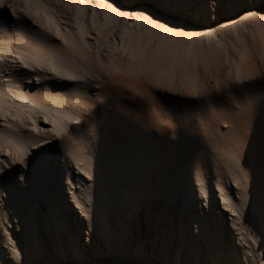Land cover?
Returning <instances> with one entry per match:
<instances>
[{
	"label": "rangeland",
	"instance_id": "obj_1",
	"mask_svg": "<svg viewBox=\"0 0 264 264\" xmlns=\"http://www.w3.org/2000/svg\"><path fill=\"white\" fill-rule=\"evenodd\" d=\"M90 1L92 17L90 8L97 3ZM102 1L97 7L106 15L99 10L97 14L106 23L99 26L100 42H94L98 50L93 45L88 58L71 55L77 77L66 72L60 60L54 63L57 73L41 69L36 75L33 66L24 65L22 81L47 94L45 105L58 103L59 92L65 97L59 101L60 111L79 115L67 117L62 132L66 135L56 146L51 143L56 137L49 140L48 150L54 156L46 147L39 149V158L62 166L45 191L48 196L62 192L61 197L72 203L69 219L62 222L77 221L75 226L82 228L78 238L88 259L128 256L143 264H263L264 232L246 228L244 213L250 218L264 213V185L249 184L241 194L232 173L244 165L253 177L263 178L257 168L264 154V85L258 84L264 77V0H188L179 12L152 7L151 0ZM65 8L47 23L59 20L63 34L64 19H74V9ZM149 12L155 19L148 17ZM22 16L32 27L34 20ZM15 20L9 8L0 10L1 29L17 33ZM231 40L245 43L235 47L240 54L232 50ZM7 44L11 47L9 42L0 43V51L17 56ZM241 56L245 66L239 71ZM152 113L161 123L153 120ZM35 150L26 152L24 163L2 165L0 170V264H15L4 244L6 230L32 252V262L26 264L43 260L26 243L31 235L39 239L47 264H89L85 258L60 262L50 256L55 231L60 243L66 244L53 224L50 198L45 195L43 201L30 195L28 184L19 187L26 164L40 170L37 155H30ZM83 155L95 159L107 197L127 221L126 242L103 239L90 226L81 225L87 218L85 209L75 206L65 185L73 180L72 190L81 189L76 178L82 171L76 169L80 166L75 157ZM68 172L71 181L66 180ZM204 184L217 193L210 209L208 201H198ZM190 185L192 194L186 196ZM221 185L228 187L221 191ZM15 187L23 190L20 198ZM114 213L109 208L111 218ZM111 223L121 231L117 219ZM94 237L96 241L89 244ZM137 246L145 250L143 255L135 253ZM176 250L181 254L178 263L173 259Z\"/></svg>",
	"mask_w": 264,
	"mask_h": 264
},
{
	"label": "bare ground",
	"instance_id": "obj_2",
	"mask_svg": "<svg viewBox=\"0 0 264 264\" xmlns=\"http://www.w3.org/2000/svg\"><path fill=\"white\" fill-rule=\"evenodd\" d=\"M23 2L24 3H22V0H4V3L6 4V7L4 8L6 10L9 8L16 19L15 22L18 27L16 28L18 30L17 33H9L8 31L0 28V43L9 42L11 47L8 44L6 46H9L8 48L10 52L17 54V56L14 55V57L10 56L11 53L8 55L9 52L6 54V52L4 53L3 51H0V121L2 122V124H0V170L2 169V165L7 168V165L10 163L12 164L13 162L24 163V160H28L27 153L31 147L36 149V153H31L30 155H37L39 159L38 164H41L40 170L36 171L26 164L27 169L24 167L21 169L23 182L21 184L19 183V187L24 188V185L28 184L30 195L33 196L34 194H37L43 201H45L44 198L45 195H47L45 192L46 186L48 182L54 180V172H62V166L60 164L58 165L56 162L48 163L45 156H41L39 158V149L46 147V151L50 152V154L54 156L52 150H48L49 140L56 137L55 142L51 141V143L56 146V144H58L59 141L66 135L62 132L67 127V117L73 114V116L78 119L79 115L78 113H71L70 111L67 113L60 111L58 105L59 101L65 100V97H60L59 92L56 93L57 96L55 98L58 103H53L50 107L45 105L43 102V96L47 94H41L40 90L32 88V85L27 86L22 81L24 80V65L27 64L28 66H33L36 75L40 74L41 69H44L45 72L57 73L58 67L54 66V63L56 60H60L63 65L66 66V72L72 73L73 77H77V72L74 71L73 63L70 60L71 55L73 54L88 58L93 51V45L96 48L95 50H98L99 45L94 42H100V37H98V35H100L101 31L99 30V26L106 22H100L99 18L101 16L97 14V10H99V13L102 11L104 12L103 9H99L100 6L97 7L101 2H103L102 0H96V2L95 0L93 1L95 4L97 3V5L90 8L92 9V17L89 16L90 11H88L89 6L91 5L90 0H23ZM23 4L24 8L22 7ZM100 5L102 6V3ZM65 7H67V9ZM2 8L3 7H0V10ZM61 8H65L67 12H69L68 9H74V11H70L74 14V19H72L73 21L71 19L70 21H68L69 19H64L67 21L64 34L60 28L61 23L57 24L59 20L56 23L54 22V24L51 23L52 25H47L48 21L56 18L55 14L56 12L58 14ZM107 12L108 11H106V13ZM25 14L28 15L27 18H32V22L34 20L32 27L26 24V21L22 16H25ZM103 15H106L105 12ZM42 17H44L45 21L41 20ZM104 17L108 19L107 16H103L104 21ZM106 26L108 27L107 24L105 27ZM109 28L110 27L106 29ZM125 34L127 33H124V35ZM124 37L126 38V35ZM125 43L126 42H124V44ZM230 44L232 46V50L235 47H238V45L240 48L245 45L243 41H240V44H236L232 40L230 41ZM5 48L3 50L7 49ZM234 50L236 54H240V52H237L236 48ZM244 66L245 61L243 56H241L238 70L240 71ZM8 72H10V76L8 75ZM71 100L74 101L73 99ZM65 109L67 110V107H65ZM40 114H42L41 118L38 116ZM26 122L29 123L28 126H26ZM57 157L61 160L62 155L59 154ZM57 157H54L53 159L56 160ZM75 161L77 163L76 165L79 164L80 166L76 169L80 168L82 171L78 173V177L76 178V183L81 186V189L72 190V187L75 185L73 180L72 182L67 183V186L65 185V187L69 190L68 193L72 195L71 198L75 203V206L77 208L79 207L81 209H85L87 218L83 220L81 225L90 226L93 232L103 239L109 240L118 238L121 242H126L127 236L124 232H129L127 221L126 219L121 218V215L116 209L117 205H114L111 199L107 197L108 193L104 188L101 173L100 171L96 172V169H98L97 162L94 158L88 155L75 157ZM258 161L260 166L257 170L261 175H263V178L257 179L253 177L252 174L245 169L244 165H239L238 170L232 173L233 182L238 187L237 189H239V193H246V186L249 184L259 186L264 185V154L259 157ZM43 162L46 163L43 164ZM65 162L66 161L64 159L63 163ZM83 172L92 179L91 183H88V181L86 182V177L84 179V175L82 177ZM68 176L70 178H67L66 180L71 181L70 172H68ZM97 178L100 179L97 180ZM61 185L64 186V183ZM19 187H15L14 189L15 195L20 198L23 194V190H20ZM226 187H228V185H221L220 190L224 191L226 190ZM57 188L58 187L55 189ZM191 189L192 186L190 185L189 189L186 191V196L192 194L190 191ZM197 194L198 201H208L207 206L209 209L212 207L210 204L211 200H213L216 197L215 195H217L213 188H210L205 184L200 186V190H198ZM56 195L59 197L57 198ZM56 195L51 193L50 196L47 195L46 197L50 198V212L53 224L62 232L61 235L65 238L66 244L63 245L60 243L58 231H55L53 235H51L52 253H50V256L53 259L61 262L74 259L82 261V259L85 258V261H89V264H91V262H95L96 264H143L137 260L131 259L128 256H122V258H119L118 260L115 259L116 261L110 257L94 258L95 256H91L88 259L81 250V243L78 238L82 228H79L80 226H75L77 221H71L69 224L62 222L69 219L70 214H68V212L73 205L71 203L70 206V200H68V198L65 196L61 197L62 192H58ZM229 200V202H233L231 199ZM109 208H111V210H115L113 218L109 215ZM59 212H61L60 215ZM244 215L246 217V228H252L253 233L257 234L259 231L264 232L263 212L260 211V213L253 218H250L251 215L248 213H244ZM74 217L77 218L76 214ZM80 219L81 218H79V220ZM115 219L119 222L121 231H117L112 228L111 222ZM25 229H28V227L25 226ZM215 231L217 232V230ZM6 232L7 235H4V244L6 246L7 253H11L13 255L11 259L14 263L26 264V262H32L30 259L32 252L26 250L27 246L20 242L19 239L11 233V231L6 230ZM199 234L200 232L197 231V236ZM28 240L29 241L26 243L30 245V248H36L40 257L43 259L42 264H45L47 260L44 259V249L41 247L39 239L31 235ZM93 241H96L95 237L88 240V243L90 244ZM212 242L218 241L212 239ZM180 244L181 243L179 242L178 251H180ZM92 251H95L94 247ZM144 251L145 250L141 247L137 246L135 248L136 254L143 255ZM178 251L176 250L175 255L173 256L175 263H178L181 260V254ZM192 251L195 254L198 253L195 248H192ZM218 252L223 253L224 251L221 250ZM2 255L3 253L0 249V258ZM91 258H93L92 261H90ZM195 260L197 259L195 258Z\"/></svg>",
	"mask_w": 264,
	"mask_h": 264
},
{
	"label": "snow or ice",
	"instance_id": "obj_3",
	"mask_svg": "<svg viewBox=\"0 0 264 264\" xmlns=\"http://www.w3.org/2000/svg\"><path fill=\"white\" fill-rule=\"evenodd\" d=\"M187 2L188 0H151V6L179 12ZM0 7H6L4 0H0ZM140 10L144 11V9H140ZM148 17L155 19L154 17L151 16V12L148 13ZM258 84L264 85V77H262L258 81ZM251 86L254 87L255 85H251ZM160 99H163V97H161ZM152 117L157 124L161 123V121L157 118L156 113H152Z\"/></svg>",
	"mask_w": 264,
	"mask_h": 264
}]
</instances>
